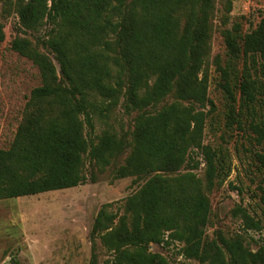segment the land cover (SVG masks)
<instances>
[{"label":"trees","instance_id":"1","mask_svg":"<svg viewBox=\"0 0 264 264\" xmlns=\"http://www.w3.org/2000/svg\"><path fill=\"white\" fill-rule=\"evenodd\" d=\"M17 6L25 28L49 27L41 43L53 57L28 39L11 43L38 67L42 84L32 89L11 145L0 148V199L86 183V153L101 169L110 166L128 141L105 129L94 142L85 128L92 131L96 119L105 121L122 104L137 114L130 152L115 177L149 178L127 197L124 215L110 211L112 203L100 208L91 236L112 253L103 264H169L149 247L172 241L182 243L185 258L205 264H264V235L253 250L240 237L205 233L207 189L231 174L228 154L203 143L208 114L198 108L212 104L203 67L215 0H17ZM222 32L230 58L218 63L226 125L249 127L263 142L264 17L244 34L240 24ZM171 95L175 100L162 104ZM195 149L205 161L207 186L194 171L198 164L189 163ZM183 166L191 170L172 175ZM240 212L247 229L264 234L261 220ZM93 250L95 261V244Z\"/></svg>","mask_w":264,"mask_h":264},{"label":"rangeland","instance_id":"2","mask_svg":"<svg viewBox=\"0 0 264 264\" xmlns=\"http://www.w3.org/2000/svg\"><path fill=\"white\" fill-rule=\"evenodd\" d=\"M17 0H0V24L4 40L0 42V148H8L25 114L31 91L42 84L38 67L31 59L14 50L11 43L16 38L31 41L40 50L53 54L42 46L41 40L49 27L25 28L19 20ZM264 17V0H215L212 22L211 50L203 67L208 80V97L212 101L198 106L206 112L204 144L222 148L231 164L230 176L207 189L211 203L209 220L205 229L208 239L223 233L240 237L251 249L258 248L263 232L247 229L240 209L264 224V141L257 142L249 127L242 131L237 125L227 127V99L219 85L221 66L227 65L229 55L223 30L240 24L243 34L254 29ZM57 68L59 70L58 64ZM241 70L243 63L236 62ZM61 74V73H60ZM175 100L169 96L162 103ZM136 111H127L122 104L115 107L105 121L95 120V128H85L90 140L105 129L125 137L129 146L125 152L104 169L95 165L87 153L83 172L87 181L75 187L47 191L35 195L0 199V264H103L112 253L102 245L100 238L91 236L95 218L103 204L112 203L110 211L119 216L126 213L127 197L137 193L148 177H115V169L125 163L132 144V130ZM190 166L207 186L205 161L198 149L191 152ZM183 166L178 172L191 170ZM168 233L166 237L168 239ZM95 244V261L92 260ZM182 243L172 241L150 245V250L163 255L169 264H205L197 259L185 258L180 253Z\"/></svg>","mask_w":264,"mask_h":264}]
</instances>
